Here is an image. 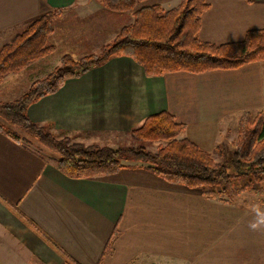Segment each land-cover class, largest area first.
<instances>
[{
    "label": "crops",
    "instance_id": "crops-1",
    "mask_svg": "<svg viewBox=\"0 0 264 264\" xmlns=\"http://www.w3.org/2000/svg\"><path fill=\"white\" fill-rule=\"evenodd\" d=\"M180 1L142 5L169 10ZM206 1L199 34L204 42L237 43L249 31L264 29V0ZM58 9L66 19L72 15V28L84 30L68 38L64 54L99 53L133 21L131 13L110 11L96 0H0V48ZM57 26L69 27L59 21ZM53 68L37 64L11 74L6 82L23 81L24 88L0 101L16 99ZM161 111L186 124L184 135L212 152L244 113H264V61L147 77L131 58L113 57L67 80L32 104L28 115L59 138L92 141L126 138ZM16 130L24 138L20 142L0 132V264H264V231L248 227L251 206L264 210L259 196H239L235 203L209 199L140 167L98 179L70 178L36 141Z\"/></svg>",
    "mask_w": 264,
    "mask_h": 264
},
{
    "label": "trees",
    "instance_id": "trees-1",
    "mask_svg": "<svg viewBox=\"0 0 264 264\" xmlns=\"http://www.w3.org/2000/svg\"><path fill=\"white\" fill-rule=\"evenodd\" d=\"M111 11L131 13L133 21L124 26L100 53L75 59L70 54L46 77L35 80L29 89L12 101H0V132L15 141L24 139L21 130L52 154L58 169L74 179L104 178L121 170L140 167L173 185L197 190L209 199L235 203L244 193L256 194L264 204V113H244L230 157L222 162L184 134L186 124L168 111L148 116L132 129V137L142 143H158L155 151L145 145L110 147L85 145L59 138L39 126L28 115L29 107L58 92L69 79L77 78L113 57H129L147 77L166 73H205L237 69L264 61V29L249 31L237 43L213 44L200 39L206 0H182L165 10L160 5H142L146 0H96ZM61 9L33 20L0 49V84L6 77L25 69L31 62L52 53L48 43L54 21ZM9 125V126H8ZM11 126V127H10ZM217 153L224 157L223 145ZM111 250V243L106 253Z\"/></svg>",
    "mask_w": 264,
    "mask_h": 264
},
{
    "label": "rangeland",
    "instance_id": "rangeland-1",
    "mask_svg": "<svg viewBox=\"0 0 264 264\" xmlns=\"http://www.w3.org/2000/svg\"><path fill=\"white\" fill-rule=\"evenodd\" d=\"M181 1H180V3H181ZM179 4L177 6H179ZM102 6L104 8H106L104 5H102ZM106 9H108V8H106ZM62 11H63L62 15L60 17H58L54 21V31H53V33L48 38V43L51 44V45H53L55 47V50L52 53L47 54L46 56H43V57H41V58H39V59L31 62L25 69H23L22 71H20L18 73H22V72H25V71L28 72V71H30L29 69L34 68L35 66H37V64H38L39 67H43L44 70L45 69H49L50 67L56 68L57 66H59L61 64V58L65 54H70L75 59H79V58L85 56V55H83V52H85V51H79L78 53L75 52V51H73L74 54L73 53H65V54L63 53V50H64L63 47L64 48L66 47L67 42L70 41L69 39H72V37H74L76 34L78 35L79 33L83 32L84 30H82L83 28H79L78 26H76V28H72L71 26H73V23H74L73 22V19H72V15L69 16V17H67V19H66L63 16L64 10H62ZM113 12H115V11H113ZM117 13H120V12H117ZM60 19H61V22H60ZM124 19H125V16H124ZM62 20H65V21L62 22ZM66 20H70V21H66ZM58 21H59L60 24H65V26L68 25L69 27H63L61 29L59 26H57V22ZM75 22H77V21H75ZM76 24H78V22ZM109 43H111V42H109ZM90 54H92V53H90ZM86 55H88V54H86ZM18 73H14V74H18ZM47 75H44L41 78H44ZM8 77H6L4 79V81L0 84V97H2V98H11V97H14V96H16L18 94V91H21L24 88L23 87L24 84L21 83L23 81H21L18 84H16L15 80H13V79L12 80H8L6 82V79ZM38 79H40V78H38ZM38 79H35V80H38ZM27 90L25 89V91L23 93H21V95H23ZM21 95H19V97ZM19 97H17V98H19ZM13 100H15V99H13ZM7 101H12V100H7ZM239 121H240V119L238 120V122L235 121V122L231 123L230 126L227 127L226 130H225L224 139H223L224 141L221 143V145H223L224 146V149H225V155H224V157H220L218 155V153H217V150H216L217 147L220 144L212 152H210L217 161L222 162V161L228 159L230 157L232 151L234 150L235 143L237 141V137H238V133H239ZM61 138H63V137H61ZM69 138H71V137H69ZM117 139L118 140H114V139L111 140L109 138H98V139H95V140H92V141H85V140L82 141V140H79L78 137L71 138L72 142L82 143V144H85V145L97 144V145H100V146H110V147H114V148L121 147V146H138V145H141L142 144V145H145L148 149H150L152 151H155L156 148H157V145H158V143H142V142H139V141L135 140L132 137L131 132H130V136H128L126 138H122L121 140H119V138H117ZM46 155L49 158L52 157V154H50L48 152H46ZM244 194H245V196H242L241 195L242 198L240 197L241 201H244V199H248V201H250L251 199H254L256 196H258L256 194H255L256 195L255 196L254 194H251V193H244ZM259 199H260V197H259Z\"/></svg>",
    "mask_w": 264,
    "mask_h": 264
},
{
    "label": "clouds",
    "instance_id": "clouds-1",
    "mask_svg": "<svg viewBox=\"0 0 264 264\" xmlns=\"http://www.w3.org/2000/svg\"><path fill=\"white\" fill-rule=\"evenodd\" d=\"M251 211L254 214L253 220L248 227L252 231H264V210L259 205L251 206Z\"/></svg>",
    "mask_w": 264,
    "mask_h": 264
}]
</instances>
